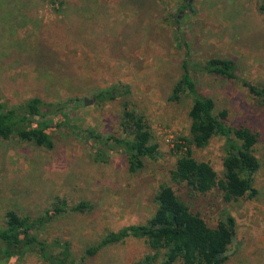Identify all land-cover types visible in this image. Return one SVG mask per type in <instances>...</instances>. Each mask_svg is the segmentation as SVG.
<instances>
[{"label":"rangeland","instance_id":"rangeland-1","mask_svg":"<svg viewBox=\"0 0 264 264\" xmlns=\"http://www.w3.org/2000/svg\"><path fill=\"white\" fill-rule=\"evenodd\" d=\"M212 58L233 59L241 77L264 85V0H0L2 99L18 105L39 97L65 114L47 116L55 125L53 149L0 138V228L8 211L37 219L63 198L67 211L39 229L40 239L70 241L79 264H135L153 253L145 239L129 237L94 256L85 251L110 231L145 223L168 184L211 227L235 218V247L224 264H264V103L246 86L191 70L216 112L227 110L228 125L259 134L257 194L226 201L219 187L200 193L171 178L193 103L187 91L171 96L185 59ZM125 107L144 119L158 145L157 158H146L137 172L114 140L94 137L132 138ZM193 154L224 178V137L193 146ZM83 201L92 207L73 210ZM1 245L0 264H47L32 253L6 263ZM162 263L160 256L145 264Z\"/></svg>","mask_w":264,"mask_h":264},{"label":"trees","instance_id":"trees-1","mask_svg":"<svg viewBox=\"0 0 264 264\" xmlns=\"http://www.w3.org/2000/svg\"><path fill=\"white\" fill-rule=\"evenodd\" d=\"M182 66V81L176 85L171 99L178 100L187 91L192 95L193 103L189 110L190 134L182 138L178 147L183 148V154L171 171L172 180L179 184L186 183L200 193L219 187L226 201L255 196L257 190L253 187V179L261 166L254 151L259 134L247 126L228 125L225 121L227 110L216 112L214 98L198 91L191 70L197 69L239 81L262 103L264 85H256L241 77L236 62L230 58H212L205 63H190L189 59H185ZM109 94L113 96L112 92ZM52 105L53 103H45L39 97H32L18 105H9L2 99L0 92V138L18 136L37 146L53 149L55 141L50 129L55 125L54 120L47 116L63 113V106ZM125 110V123H131L129 128L132 129V138H104L99 134L94 137L99 141L114 140L115 145L124 149L129 170L137 172L144 166L146 158H157L158 145L152 141V133L144 119L127 107ZM64 115L63 113L62 116ZM215 136L224 137L226 140L223 179L218 178L216 170L209 162L200 161L193 154V146L205 147ZM156 202L155 213L145 223L131 224L118 231H110L98 243L88 247L85 253L94 256L104 247L135 237L145 239L153 250L152 254L135 264L150 263L160 256H163L162 264L225 263L229 255L219 256L232 245V234L235 233L233 216L227 215L216 227H211L200 214L192 212L190 206L168 184L160 186ZM91 207L90 203L83 201L74 206L73 210L83 212ZM67 208V200L58 198L53 208L37 219L20 215L13 210L8 211L6 225L0 228L1 255L6 263L10 259L22 260L27 253H32L37 254L47 264H79L73 255L70 241H47L39 237V229L55 215L64 214Z\"/></svg>","mask_w":264,"mask_h":264},{"label":"water","instance_id":"water-1","mask_svg":"<svg viewBox=\"0 0 264 264\" xmlns=\"http://www.w3.org/2000/svg\"><path fill=\"white\" fill-rule=\"evenodd\" d=\"M86 103H88V101H86ZM235 242H236V239H235V233H233V234H232V245H234ZM234 247H235V246H233V249H229V250L225 251V252L222 253L219 257H224V256H227V255H230V254L233 252Z\"/></svg>","mask_w":264,"mask_h":264}]
</instances>
